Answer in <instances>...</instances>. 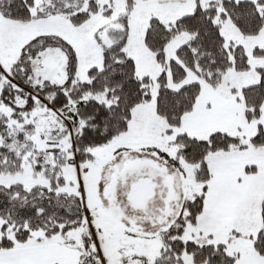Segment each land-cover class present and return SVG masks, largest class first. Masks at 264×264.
Instances as JSON below:
<instances>
[{"label":"snow or ice","instance_id":"6c2138e0","mask_svg":"<svg viewBox=\"0 0 264 264\" xmlns=\"http://www.w3.org/2000/svg\"><path fill=\"white\" fill-rule=\"evenodd\" d=\"M0 264H264V0H0Z\"/></svg>","mask_w":264,"mask_h":264}]
</instances>
